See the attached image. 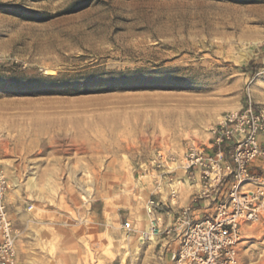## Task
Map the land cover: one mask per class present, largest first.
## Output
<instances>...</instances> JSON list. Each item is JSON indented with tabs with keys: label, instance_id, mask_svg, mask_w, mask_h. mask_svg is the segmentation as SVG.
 <instances>
[{
	"label": "rangeland",
	"instance_id": "obj_1",
	"mask_svg": "<svg viewBox=\"0 0 264 264\" xmlns=\"http://www.w3.org/2000/svg\"><path fill=\"white\" fill-rule=\"evenodd\" d=\"M263 68L264 0H0L15 264H171L120 225L176 218L186 148L248 96L264 112ZM237 264H264V224Z\"/></svg>",
	"mask_w": 264,
	"mask_h": 264
},
{
	"label": "built area",
	"instance_id": "obj_2",
	"mask_svg": "<svg viewBox=\"0 0 264 264\" xmlns=\"http://www.w3.org/2000/svg\"><path fill=\"white\" fill-rule=\"evenodd\" d=\"M209 134L205 148H186L182 170L187 182L199 186L191 204L207 201L213 212L194 218L193 208H183L168 222L150 202L146 230L137 231L127 220L120 225L124 234L155 240L160 259L167 255L171 264H237L242 229L264 224V112L248 96L239 110L220 116ZM256 162L260 166L254 167ZM152 164L163 167L164 157L157 154ZM7 191L0 162V264H15L17 230L8 213Z\"/></svg>",
	"mask_w": 264,
	"mask_h": 264
},
{
	"label": "crops",
	"instance_id": "obj_3",
	"mask_svg": "<svg viewBox=\"0 0 264 264\" xmlns=\"http://www.w3.org/2000/svg\"><path fill=\"white\" fill-rule=\"evenodd\" d=\"M255 166L256 167L260 166V163L256 162L254 164V167ZM183 180H184V183L187 185L186 186L187 188H186V190H184V193H183L184 200H183L182 206H180V207H183V208L191 207V208H193L191 215L194 216V218H201L205 215L211 214L213 212V207L211 206V204L209 202L200 201L198 204H195V205L191 204L192 196L196 192H198L199 186L197 184H192V183L187 182V180L185 178H183ZM181 183L184 184L183 182H181ZM168 221H170V220H168ZM135 229L137 230V228H135ZM137 231H140V230H137ZM165 258H166V261H168L169 257L167 255Z\"/></svg>",
	"mask_w": 264,
	"mask_h": 264
}]
</instances>
